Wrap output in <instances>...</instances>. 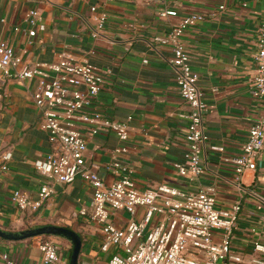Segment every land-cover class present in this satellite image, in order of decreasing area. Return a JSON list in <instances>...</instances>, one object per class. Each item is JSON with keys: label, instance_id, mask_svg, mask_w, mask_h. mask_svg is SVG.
<instances>
[{"label": "crops", "instance_id": "obj_1", "mask_svg": "<svg viewBox=\"0 0 264 264\" xmlns=\"http://www.w3.org/2000/svg\"><path fill=\"white\" fill-rule=\"evenodd\" d=\"M93 4L98 5L96 11L91 9ZM32 7L39 8L45 24L33 37L24 18ZM164 8H174L177 14L163 16ZM101 11L107 12V18L99 28ZM190 11L206 13L183 35L209 103L205 118L209 140L202 154L205 170L196 179L180 174L176 166L187 150L190 106L181 96L170 62L173 47L159 40ZM263 19L264 0H0V40L8 39L31 61H56L69 48L78 58L97 64L104 72L105 85L94 97L93 106L111 119L133 116L125 142L129 150L121 156L134 168L139 187L161 182L187 189L211 185L219 206L230 207L240 199L243 207L232 245L235 250L248 251L255 240L264 241V148L256 168L247 169L238 181L235 165L226 157L242 151L251 124L264 116V100L251 92ZM37 85L38 77L9 79L0 100V227L20 231L45 224L69 226L82 236L79 264H111L117 248L102 249L99 223L80 214L81 208H92L93 195L92 185L82 177L69 183L54 181L55 191L35 210L22 209L12 200L18 188L38 198L44 182L35 161L51 145L33 97ZM84 135L87 161L95 162L107 181L113 180L105 165L122 141L107 129L94 135L84 130ZM130 217L125 210L113 214L120 226ZM43 237L59 243L58 264H70L72 241L54 234L18 240L0 236V264H7L5 254L18 264H41L38 241Z\"/></svg>", "mask_w": 264, "mask_h": 264}, {"label": "built area", "instance_id": "obj_2", "mask_svg": "<svg viewBox=\"0 0 264 264\" xmlns=\"http://www.w3.org/2000/svg\"><path fill=\"white\" fill-rule=\"evenodd\" d=\"M221 8L224 5L220 6ZM92 10L98 5L93 4ZM174 8H164L161 15H176ZM206 17L205 12L190 11L173 23L167 34L159 38L173 47L171 64L176 70L181 96L190 106L189 122L185 131L187 150L176 166L180 174L196 179L205 170L202 154L209 140L205 118L209 103L200 87L199 73L191 62L190 51L183 41L186 30ZM29 36L45 28L38 7L25 14ZM107 12L98 14L101 28ZM20 26H15L19 29ZM258 62L251 92L264 100V19L258 31ZM147 61V59H145ZM38 77L34 101L41 111V128L47 133L51 148L35 161V167L43 175L44 182L38 190V198H32L23 189H15L12 200L22 209H37L54 191V181L69 183L78 176L93 187L92 208L83 207L80 214L100 225L103 233L102 249L115 246L111 264H264V241L253 242L251 250H235L232 243L234 229L242 210L238 199L230 207L218 205L214 186L187 189L172 183L161 182L150 187H139L134 179V168L122 154L129 150V125L133 118L111 119L93 106V99L105 85L103 70L86 57L78 58L74 51L64 49L56 61H31L8 39L0 40V100L5 95L9 79ZM217 90V87L213 88ZM107 129L122 141L114 147L107 171L114 175L107 181L93 161L88 162L85 151L90 135ZM223 150V146H213ZM264 148V116L251 124L242 151L230 159L236 168V180L247 169H255L257 156ZM10 155H6L8 158ZM5 167V166H4ZM140 207L143 210L140 211ZM263 208V203L258 205ZM125 210L131 217L125 226L118 225L113 214ZM264 217V214H263ZM43 253L41 264H58L61 260L60 245L52 238L38 241ZM7 264H18L4 255Z\"/></svg>", "mask_w": 264, "mask_h": 264}, {"label": "water", "instance_id": "obj_3", "mask_svg": "<svg viewBox=\"0 0 264 264\" xmlns=\"http://www.w3.org/2000/svg\"><path fill=\"white\" fill-rule=\"evenodd\" d=\"M41 234L63 235L73 243L70 264H79V255L82 249V236L74 228L60 224H45L20 231H8L0 227V236L6 239L18 240Z\"/></svg>", "mask_w": 264, "mask_h": 264}]
</instances>
